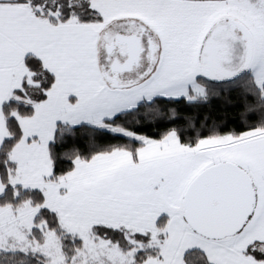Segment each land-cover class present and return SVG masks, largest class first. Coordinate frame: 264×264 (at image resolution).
Listing matches in <instances>:
<instances>
[{"label": "snow or ice", "instance_id": "obj_1", "mask_svg": "<svg viewBox=\"0 0 264 264\" xmlns=\"http://www.w3.org/2000/svg\"><path fill=\"white\" fill-rule=\"evenodd\" d=\"M0 264H264V0H0Z\"/></svg>", "mask_w": 264, "mask_h": 264}]
</instances>
